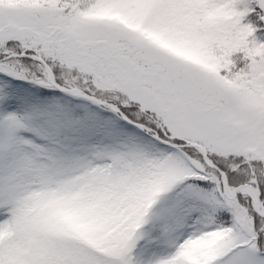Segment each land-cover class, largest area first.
Returning <instances> with one entry per match:
<instances>
[{"label": "snow or ice", "instance_id": "6c2138e0", "mask_svg": "<svg viewBox=\"0 0 264 264\" xmlns=\"http://www.w3.org/2000/svg\"><path fill=\"white\" fill-rule=\"evenodd\" d=\"M0 264H264V0H0Z\"/></svg>", "mask_w": 264, "mask_h": 264}]
</instances>
